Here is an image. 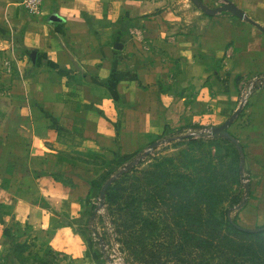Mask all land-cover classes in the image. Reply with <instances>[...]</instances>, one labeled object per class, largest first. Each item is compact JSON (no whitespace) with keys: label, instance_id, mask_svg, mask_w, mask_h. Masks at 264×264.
<instances>
[{"label":"crops","instance_id":"crops-1","mask_svg":"<svg viewBox=\"0 0 264 264\" xmlns=\"http://www.w3.org/2000/svg\"><path fill=\"white\" fill-rule=\"evenodd\" d=\"M229 1L264 27V0ZM166 4L44 0L33 15L20 0H0V264H33L18 243L28 230L70 260L87 249L67 222L79 216L91 187L89 176L75 174L86 178L90 166L76 165L74 148L138 153L165 129L190 127L188 117L213 107L217 96L233 104L235 80L264 77L259 27L228 11L178 12L181 5ZM143 28L174 51L162 59L160 75L157 62L145 70L124 41L136 31L138 45ZM173 80L192 96L177 95ZM247 113L253 124L239 126L242 115L235 124L263 137L264 84L251 94ZM68 155L72 162L62 160Z\"/></svg>","mask_w":264,"mask_h":264},{"label":"rangeland","instance_id":"rangeland-1","mask_svg":"<svg viewBox=\"0 0 264 264\" xmlns=\"http://www.w3.org/2000/svg\"><path fill=\"white\" fill-rule=\"evenodd\" d=\"M200 1L213 8L225 3ZM166 5H181L184 10L178 12L187 9L188 13L196 9L203 12L192 0H167ZM190 17L188 14L189 20ZM135 33L124 38L125 42L129 40V49L146 64L145 70L157 62L161 68L155 73H164L161 61L174 51L155 44L163 41L144 28L139 44L132 43ZM258 79L235 80L239 93H235L233 104L227 103L226 95H215L213 107L194 111V116L188 117L190 127L165 129L164 136L155 139L154 147L143 144L140 152L126 155L109 150L84 153L74 148L76 165L80 161L90 166L86 178L75 173L77 176L86 180L89 176V186L91 179L101 181L106 172V181L109 180L105 195L91 185L78 204L79 209L82 206L80 214L90 203L97 206L90 223L93 232L88 236L93 241L91 250L80 233L81 225L75 228L80 230L77 232L84 239L81 244L87 249L72 260L69 255L36 242L35 234L28 230L18 243L30 250L29 263L34 264V260L37 264H220L214 249L260 246L264 238L246 240L230 229L226 221L229 216L245 228L264 226V136L256 127L243 133L234 122L242 115L239 126L253 124L250 113L244 117V111L251 94L261 86V83L256 86ZM252 82L254 89L250 88ZM175 83L177 95L192 96L191 92L184 95L180 81L173 80L172 85ZM233 116L234 123L227 130L237 144L224 135L212 133V127L221 126ZM71 157L62 160L72 162ZM116 159V169L110 171ZM70 179L71 173L65 174L64 180ZM17 245L12 249H18Z\"/></svg>","mask_w":264,"mask_h":264},{"label":"trees","instance_id":"trees-1","mask_svg":"<svg viewBox=\"0 0 264 264\" xmlns=\"http://www.w3.org/2000/svg\"><path fill=\"white\" fill-rule=\"evenodd\" d=\"M200 1V0H193ZM249 22L259 27L264 31V27L254 22L253 20L247 18ZM260 82L264 83V78L256 81V86L260 84ZM234 121V119H233ZM232 121V122H233ZM200 127V126H195ZM164 136V134L162 135ZM161 136V137H162ZM234 138V137H233ZM157 141L154 140L150 143V146H156ZM118 163V159L115 160L113 166L110 171H114L116 169V165ZM109 171V172H110ZM107 172L100 179L92 180L91 185H96L99 188V192L103 195L106 194L108 186ZM97 206L95 203H90L88 207H84L83 212L78 217H69L67 222L72 227H77L79 225L83 226V229L80 231L81 234L84 235L88 248L91 250V245L93 241L89 238V233H91L92 229L90 228V223L92 218L95 216ZM226 221L230 229H232L235 233L240 234L246 238V240L251 241L254 237L261 239L264 238V226H260L255 229L245 228L237 223H235L229 216H226ZM76 229V228H75ZM93 232V231H92ZM234 233V234H235ZM214 254L218 258L220 264H264V241L260 242V246H257L256 249H214ZM94 259V258H92Z\"/></svg>","mask_w":264,"mask_h":264},{"label":"water","instance_id":"water-1","mask_svg":"<svg viewBox=\"0 0 264 264\" xmlns=\"http://www.w3.org/2000/svg\"><path fill=\"white\" fill-rule=\"evenodd\" d=\"M193 1V0H192ZM204 13L209 14V15H215L217 13L223 12V11H228L232 13L234 16L237 18L244 20L247 19L246 17V12L239 8L237 5L233 4L229 0H225V3L223 5L217 6V7H209L206 4H204L201 1H193ZM234 119V116L231 117L229 120H227L224 124L221 126H214L212 127V133L214 135H224L227 138L231 139L234 143L237 144V141L233 136L229 133L227 130V127L232 123ZM104 193V192H103ZM102 193V195H103Z\"/></svg>","mask_w":264,"mask_h":264},{"label":"built area","instance_id":"built-area-1","mask_svg":"<svg viewBox=\"0 0 264 264\" xmlns=\"http://www.w3.org/2000/svg\"><path fill=\"white\" fill-rule=\"evenodd\" d=\"M21 4L25 7V9L33 14V15H37L40 13L41 11V8H42V5H43V2L44 0H20ZM264 77H261L259 79H263ZM258 79V80H259ZM261 85L264 84L262 82H260ZM251 89H254L255 86H254V82H252V85L250 87Z\"/></svg>","mask_w":264,"mask_h":264}]
</instances>
